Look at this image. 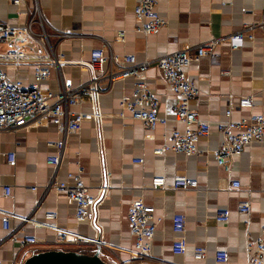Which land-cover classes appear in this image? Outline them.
I'll list each match as a JSON object with an SVG mask.
<instances>
[{"label":"crops","instance_id":"0c3cea01","mask_svg":"<svg viewBox=\"0 0 264 264\" xmlns=\"http://www.w3.org/2000/svg\"><path fill=\"white\" fill-rule=\"evenodd\" d=\"M137 2L38 0L47 32L67 30L72 34L64 40L52 36L50 42L65 62L62 73L74 85L88 80L90 52L105 45L114 55H133L137 62L153 63L138 76L116 82L99 97L100 121L85 120L79 131L64 135L58 180L71 183L67 174H77L90 195L97 196V204L83 220L75 219L74 204L64 193H44L52 174L46 158L57 151L47 143L62 139L58 128L47 121L16 132L0 131V261L3 263L22 255L18 244L7 239L8 233L2 228L1 216L6 213L12 216L10 226H20V237L36 238V252L75 250L66 241L79 235L97 239L100 258L109 264H218L217 251L227 252V264H247L246 246L260 236L264 227V138L233 157L228 172L217 164L211 152L222 143L216 123L225 119L228 107L233 120L250 114L264 115V29L256 28L253 38L245 37L236 50L221 41L215 48V59L203 56L188 67V77L199 90L189 106L210 124V134L198 142L201 154L154 153L172 129L184 128L173 120L178 98L154 61L164 54L197 46L259 22L264 18V0H158L156 11L165 25L148 35L135 31L133 11ZM32 3L33 0H25L16 5L11 0H0V23L22 28L28 19L27 7ZM118 31L125 32L123 42L116 40ZM0 69H5L10 78L17 77L24 83L32 81L30 67L16 70L0 65ZM138 80H143L160 101L159 115L168 120L167 124L149 129L138 120L119 116L121 98L131 95ZM41 87L55 91L53 72ZM246 96L252 98V108H239V100ZM74 109L89 112V104L82 103ZM10 153L15 156L14 164L7 160ZM178 176L196 180V187L174 189L173 180ZM157 177L164 178V188H151L152 179ZM231 181H238L239 187L230 188ZM5 186L10 188L8 195L3 190ZM134 200L152 206L154 216L160 218L150 241V253L143 257L135 254V237L128 228L127 210ZM244 201L250 204L248 215L238 212L239 204ZM222 210L229 212L226 223L216 220V214ZM49 212L55 214L53 219L45 218ZM175 214L186 217L183 255L174 254L171 249ZM26 217L31 221L22 223L20 219ZM198 247L205 249L201 260L193 258ZM95 249L88 245L86 252Z\"/></svg>","mask_w":264,"mask_h":264},{"label":"built area","instance_id":"2783aa9c","mask_svg":"<svg viewBox=\"0 0 264 264\" xmlns=\"http://www.w3.org/2000/svg\"><path fill=\"white\" fill-rule=\"evenodd\" d=\"M13 4H23L25 0H11ZM158 0H138L134 7V17L137 22L135 31L144 35L156 32L165 25L156 11ZM27 22L22 28H12L0 23V65L12 66L18 70L22 66L32 69V81L24 83L21 79L10 78L5 69H0V131L16 132L18 129L32 124L51 122L59 132L62 139L49 141L48 146H54L55 154L46 158V163L52 167V174L48 183L44 186V193L55 191L64 193L73 202L76 220L88 217L93 207L97 204V196L90 195L87 186L79 175L67 174L72 182L58 180L57 172L62 159L65 143L64 135L79 131L85 120L100 121L101 114L98 107V99L107 93L112 85L129 77L138 76L150 63L137 62L133 55H114L105 45L102 48L90 52L87 62L90 77L84 83L74 85L72 81L62 73L65 62L58 56L51 45L50 38L58 37L62 40L72 36L69 31L50 34L44 28L42 15L38 6V0H33L26 10ZM37 27V28H35ZM264 29V18L259 22L245 25L240 30L201 42L191 48H183L164 54L155 59L154 63L168 85L171 92L177 96L178 101L173 107V120L181 123L183 130L172 129L167 135L164 144L155 149L154 153L162 154L168 151L186 155L201 154L198 142L201 138L210 134V124L201 120L198 113L189 106L199 93L197 86L188 77V67L192 61H197L203 56L215 59V48L221 41H226L231 50L240 47L245 37L253 38L252 33L256 29ZM125 32L118 31L116 40L123 42ZM54 74L55 91L44 90L42 82ZM82 103L89 104V112L76 111L74 108ZM160 101L154 97L143 80L134 84L129 97L124 96L119 102V116L130 117L132 120L142 122L147 128L153 129L156 125L167 124L168 120L159 115ZM239 108H252V98L243 97L239 100ZM216 130L220 134L222 143L211 154L217 164L225 171H229L233 157L241 154L243 149L252 143L260 142L264 138V115L250 114L240 120L231 118V108L225 111V119L216 123ZM7 160L14 164L13 153L7 154ZM138 160L137 162H141ZM196 180L185 176H178L173 180L174 189L189 190L195 188ZM151 188H164L165 181L162 177L153 178ZM230 188L239 187L238 181H231ZM36 189L32 187V190ZM6 195L10 188L3 187ZM238 212L248 215L250 204L244 201L239 204ZM10 214L2 213V228L7 231V239L16 242L22 251L21 256H14L8 264H23L25 259L36 252V238L33 236H19L20 226H10ZM55 214L46 213V219H53ZM229 219L228 210H222L216 214V220L226 223ZM21 222H29V217L21 218ZM127 221L130 233L135 237L134 251L139 257L147 256L151 250L150 241L160 221L154 216V208L145 205L141 200H134L127 210ZM186 226V217L183 214L172 216V229L174 239L171 249L174 254L183 255L186 252V241L183 237ZM65 241V240H64ZM63 242V241H62ZM81 253L86 252L88 245L95 248L100 242L87 236H72L66 241ZM248 252L247 264H264V227L260 236L254 241H249L246 246ZM93 253V252H92ZM205 249L198 247L193 252L195 260H201ZM215 262L227 264L226 251L215 253ZM0 264H5L0 261Z\"/></svg>","mask_w":264,"mask_h":264},{"label":"water","instance_id":"95a60500","mask_svg":"<svg viewBox=\"0 0 264 264\" xmlns=\"http://www.w3.org/2000/svg\"><path fill=\"white\" fill-rule=\"evenodd\" d=\"M23 264H109L100 258V248L93 253H81L76 250L50 249L34 252Z\"/></svg>","mask_w":264,"mask_h":264},{"label":"rangeland","instance_id":"374dc122","mask_svg":"<svg viewBox=\"0 0 264 264\" xmlns=\"http://www.w3.org/2000/svg\"><path fill=\"white\" fill-rule=\"evenodd\" d=\"M0 48H2V47H0Z\"/></svg>","mask_w":264,"mask_h":264}]
</instances>
